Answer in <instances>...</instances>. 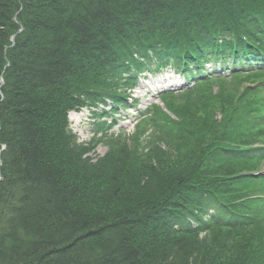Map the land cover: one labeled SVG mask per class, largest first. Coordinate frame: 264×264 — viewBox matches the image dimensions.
<instances>
[{
	"label": "trees",
	"instance_id": "trees-1",
	"mask_svg": "<svg viewBox=\"0 0 264 264\" xmlns=\"http://www.w3.org/2000/svg\"><path fill=\"white\" fill-rule=\"evenodd\" d=\"M263 24L264 0H0V264H264V200L235 204L256 182L234 133L249 89L167 102L176 119L157 109L97 159L69 121L155 57L189 74L219 37L242 60Z\"/></svg>",
	"mask_w": 264,
	"mask_h": 264
},
{
	"label": "rangeland",
	"instance_id": "rangeland-1",
	"mask_svg": "<svg viewBox=\"0 0 264 264\" xmlns=\"http://www.w3.org/2000/svg\"><path fill=\"white\" fill-rule=\"evenodd\" d=\"M181 84H183V78L177 76L171 68H165L156 77L146 74L140 84L133 91L127 93L129 108L120 106L112 110L113 105L106 103L97 108L85 107L80 111L73 110L69 114L72 130L77 135L80 143L95 145L93 151L88 155L94 159L102 158L109 150V138L126 139L130 142L137 132L143 133L146 126V122L144 121H147L149 115L152 113L150 110L151 104L160 102L158 111L163 112L168 107L167 102L174 107H184L190 99H193L200 93L193 92L187 94L185 92L173 95L167 99H161V93L167 89L182 91ZM220 87L231 91L234 86L229 83ZM216 88L218 89V87ZM145 110L146 112L149 111V114ZM102 113H106L104 118L99 116ZM215 114L218 119L221 118L217 111ZM145 116L146 118L143 120ZM172 118L175 119L174 116ZM151 133L152 131H146L143 134V138L148 137ZM4 150L5 146L1 148V151ZM262 168L264 171V162H262Z\"/></svg>",
	"mask_w": 264,
	"mask_h": 264
},
{
	"label": "bare ground",
	"instance_id": "bare-ground-1",
	"mask_svg": "<svg viewBox=\"0 0 264 264\" xmlns=\"http://www.w3.org/2000/svg\"><path fill=\"white\" fill-rule=\"evenodd\" d=\"M10 65V63L7 64V66ZM2 146H5V145H2ZM6 147V146H5ZM6 149V148H5ZM2 160V154L0 152V161ZM4 177H3V174L1 172V169H0V182H3L4 180Z\"/></svg>",
	"mask_w": 264,
	"mask_h": 264
}]
</instances>
